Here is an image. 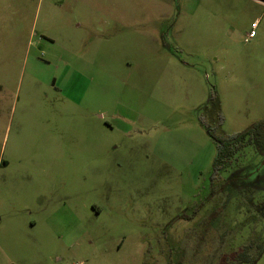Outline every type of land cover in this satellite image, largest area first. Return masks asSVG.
Returning <instances> with one entry per match:
<instances>
[{
	"label": "rangeland",
	"instance_id": "374dc122",
	"mask_svg": "<svg viewBox=\"0 0 264 264\" xmlns=\"http://www.w3.org/2000/svg\"><path fill=\"white\" fill-rule=\"evenodd\" d=\"M204 119L264 122V2L0 0L2 264H264V154L215 178Z\"/></svg>",
	"mask_w": 264,
	"mask_h": 264
},
{
	"label": "trees",
	"instance_id": "16d2710c",
	"mask_svg": "<svg viewBox=\"0 0 264 264\" xmlns=\"http://www.w3.org/2000/svg\"><path fill=\"white\" fill-rule=\"evenodd\" d=\"M264 1V0H262ZM215 100L216 98H212ZM202 123L207 128L208 134L215 141L217 153L213 163L214 177H219L221 171L234 163L236 155L244 148L256 144L260 152L264 154L262 143L260 141L261 133L264 131V122H258L248 127L247 129L234 134L232 136L215 135L213 129L206 122ZM248 259V258H247Z\"/></svg>",
	"mask_w": 264,
	"mask_h": 264
},
{
	"label": "crops",
	"instance_id": "0c3cea01",
	"mask_svg": "<svg viewBox=\"0 0 264 264\" xmlns=\"http://www.w3.org/2000/svg\"><path fill=\"white\" fill-rule=\"evenodd\" d=\"M258 1H262V0H258ZM262 2H264V1H262ZM96 31H98V30H96ZM44 36L46 37V38H48L51 42H55V39L53 38V37H51V36H49V35H46V34H44ZM65 40H67V39H65ZM105 41H101V43H99V42H93L91 45H92V47L93 46H95V48H97V47H99L100 45L101 46H105V44H107L108 43V39H107V37H105V39H104ZM70 42V41H69ZM75 44H76V42H73L72 41V43L70 42L69 43V46L71 45V46H75ZM69 57V56H68ZM70 59V57L69 58H67V59H65L66 60V62H65V64H68L69 63V61H67V60H69ZM72 59H81L80 57H77L76 56V58H73L72 57ZM62 61H63V59H61ZM0 263L2 264V260H0Z\"/></svg>",
	"mask_w": 264,
	"mask_h": 264
},
{
	"label": "built area",
	"instance_id": "2783aa9c",
	"mask_svg": "<svg viewBox=\"0 0 264 264\" xmlns=\"http://www.w3.org/2000/svg\"><path fill=\"white\" fill-rule=\"evenodd\" d=\"M255 25H256V23L253 24V26H255ZM254 34H255V31L252 30L251 33L249 34V36L251 37V36H253Z\"/></svg>",
	"mask_w": 264,
	"mask_h": 264
}]
</instances>
